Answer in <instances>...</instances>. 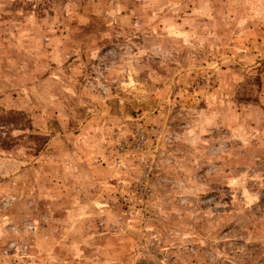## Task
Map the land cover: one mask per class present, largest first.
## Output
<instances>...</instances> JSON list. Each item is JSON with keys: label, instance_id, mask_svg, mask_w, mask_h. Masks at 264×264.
Returning a JSON list of instances; mask_svg holds the SVG:
<instances>
[{"label": "rangeland", "instance_id": "obj_1", "mask_svg": "<svg viewBox=\"0 0 264 264\" xmlns=\"http://www.w3.org/2000/svg\"><path fill=\"white\" fill-rule=\"evenodd\" d=\"M0 264H264V0H0Z\"/></svg>", "mask_w": 264, "mask_h": 264}]
</instances>
